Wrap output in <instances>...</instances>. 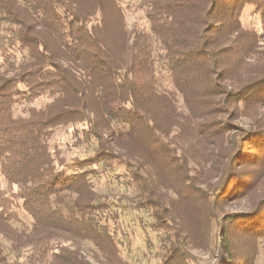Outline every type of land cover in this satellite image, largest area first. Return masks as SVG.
<instances>
[{
    "label": "trees",
    "instance_id": "16d2710c",
    "mask_svg": "<svg viewBox=\"0 0 264 264\" xmlns=\"http://www.w3.org/2000/svg\"><path fill=\"white\" fill-rule=\"evenodd\" d=\"M246 6L264 28V0H140L146 33L127 28L120 0H0V176L8 185L0 190V238L7 242H0V264H16L14 253L27 248L30 264H89L77 240L112 257L113 236L102 219L110 203L89 181L107 170L136 191L122 196L125 204L149 211L162 264H196L187 251L196 243L191 233L200 239L216 218V245L229 255L224 264L232 261V240L264 238V128L232 124L241 106L243 114L264 106V62L257 76L231 85L220 62L235 45L264 58V32L240 22ZM153 42L172 89L157 71ZM43 99L50 101L27 117L14 116L16 105ZM75 124L73 147L92 152L66 163L51 150V136ZM189 131L192 140L206 131L224 146L209 190L188 182L186 157L176 154ZM146 166L176 178L175 198L155 194ZM242 198L254 203L250 210L219 218ZM25 213L30 231L18 233L9 223H21Z\"/></svg>",
    "mask_w": 264,
    "mask_h": 264
},
{
    "label": "rangeland",
    "instance_id": "374dc122",
    "mask_svg": "<svg viewBox=\"0 0 264 264\" xmlns=\"http://www.w3.org/2000/svg\"><path fill=\"white\" fill-rule=\"evenodd\" d=\"M121 6L124 10L126 26L128 29L138 28L146 33H150L148 23L144 17L142 9L139 7L140 0H120ZM253 7L246 6L243 9L240 22L242 27L249 31L256 33L264 32L258 14L252 13ZM154 55L156 58V68L166 88L172 89L168 72L164 68L163 60L159 54L161 51L157 49V44L153 42ZM264 51V38L258 43V50ZM235 45L233 53L224 55L220 59L221 65L226 70L227 84L235 83L234 79H241L249 76H257L255 72H259V66L264 62V58L258 56L256 52L244 51ZM255 53V54H253ZM260 73V72H259ZM177 107L183 109L185 107L182 97L177 96ZM49 99L39 100L32 104L16 105L14 108L15 117H27L30 108L39 109L48 103ZM233 125H238L242 128H249L250 126H259L264 128V106L255 107L252 111L243 110ZM211 119H203V122H210ZM218 121V119H216ZM222 121H228L225 118ZM201 123V121H199ZM198 123V124H199ZM80 127L79 124L67 125L55 128L51 136V150L54 148L60 151V156H64L70 163L73 157L85 158L92 152V148H87L84 144L73 147L75 141L73 137V129ZM211 127V126H210ZM200 128V126H199ZM212 131V130H211ZM216 131V130H215ZM184 133L182 138L186 140L185 150L182 152L176 151L177 155H182L187 160L186 177L189 178V183L195 185L199 190H209L217 183V167L221 160V153H223L222 145L217 143L211 137L209 132H200L197 134ZM196 139V140H194ZM224 147V146H222ZM226 149V148H225ZM226 152V151H225ZM184 153V154H183ZM185 155V156H184ZM133 161V159H130ZM208 169L206 175L204 170ZM145 172L148 176L149 184L154 190L155 194L162 198L165 202L176 197V184L172 178L163 175V173L155 166H146ZM116 171L107 170L106 173L98 171L97 174L89 176V181L92 184L93 191L104 197L110 203L108 211L103 213L102 219L104 224H108L109 230L113 236L115 244V253L112 257H107L91 242L87 240L75 241L74 246L77 247L89 264H162V251L160 234L152 231L148 224L152 222V217L149 211L134 209L122 201L123 195L133 196L136 191L128 188L122 183V179H118ZM183 184V183H179ZM0 190H8V185L0 176ZM257 196V195H256ZM256 196L254 199H256ZM187 200V208L191 209L190 198ZM254 203H250L247 198H242L234 201L231 204L224 206L218 215L221 218L224 212H239L247 211L253 207ZM183 207V206H182ZM184 210V209H183ZM190 216V214H189ZM21 223L17 221H10V226L18 233L24 231L28 233L31 228L32 219L29 215L21 214ZM219 220L213 219L208 223V226L200 239L198 233L196 235L191 233L192 239L196 243H189L187 251L194 257L196 264H224L227 262L229 255L221 248H218L216 242L219 238V230L217 223ZM231 249L229 252L232 255V261L229 264H264V238L255 242L247 239L232 240ZM0 242L7 246V242L0 238ZM70 244V243H69ZM70 246V245H68ZM16 264H30L28 256L30 250L27 248L20 253L16 252ZM13 256H10V259Z\"/></svg>",
    "mask_w": 264,
    "mask_h": 264
}]
</instances>
